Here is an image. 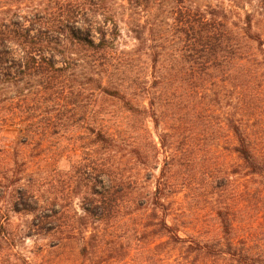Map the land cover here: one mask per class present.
<instances>
[{
  "label": "trees",
  "instance_id": "1",
  "mask_svg": "<svg viewBox=\"0 0 264 264\" xmlns=\"http://www.w3.org/2000/svg\"><path fill=\"white\" fill-rule=\"evenodd\" d=\"M258 9L241 16L191 0H0V98L9 95L20 115L40 114L42 135L67 137L68 158L90 157L64 182L81 213L46 200L36 226L60 233L72 214L78 233L89 234L79 249L87 255L101 227L125 217L142 264H264V228L240 237L226 205L214 211L217 238L192 236L168 176L187 150L213 153L224 142L238 160L233 174L264 178V35L256 27L264 0ZM121 26L131 49L117 45ZM14 121L19 146H32L36 123ZM44 145L48 166L56 154ZM87 172L90 187L80 185ZM73 183L88 192H71Z\"/></svg>",
  "mask_w": 264,
  "mask_h": 264
},
{
  "label": "rangeland",
  "instance_id": "2",
  "mask_svg": "<svg viewBox=\"0 0 264 264\" xmlns=\"http://www.w3.org/2000/svg\"><path fill=\"white\" fill-rule=\"evenodd\" d=\"M191 3L198 8L223 6L241 16L244 11L260 10L259 0H191ZM121 27L117 45L121 49H131L134 41L125 27ZM256 27L264 35L263 23ZM9 97L0 98V264H142L145 256L138 255L137 243L130 237L132 233H125L127 223L133 226L129 220L124 223L125 217L101 227L99 246L90 249L87 255L80 254L79 249L83 238L89 234L83 236L78 233L72 214L66 220L68 227L60 233H46L41 226H36L37 216L43 211L46 200L55 199L59 204L71 205L78 214L81 213L80 197L67 194L64 182L72 164L87 166L90 157L78 151L76 154L79 157L68 158L64 150L68 144L67 137L60 136L54 140L42 135L40 114L27 110L20 115L10 104ZM20 119L24 125L36 123L34 144L30 147L19 146L15 140L17 128L14 120L17 122ZM258 123L264 125V115ZM153 134L155 136L154 131ZM46 141L51 143L56 154L48 166L45 165ZM86 143L83 141V144ZM219 146L213 153L208 148L206 150L210 153H201V148L187 150L184 163L177 162L170 170L168 176L175 192L172 200L178 219L190 229L192 236H197L198 232L201 239L217 238L219 232L214 211L216 207L226 205L240 237L248 232H261L264 228V202L261 200L264 178L245 176L242 169L240 174H233L238 160L224 149V142ZM59 147L63 149L60 154ZM101 158H104L102 154ZM162 160L160 156L159 166L152 172L155 178L163 166ZM50 179H54L53 187L45 183ZM82 179L84 181L80 185L91 186V174L87 172ZM71 186V192H88L78 184ZM97 240L91 241L92 244Z\"/></svg>",
  "mask_w": 264,
  "mask_h": 264
}]
</instances>
